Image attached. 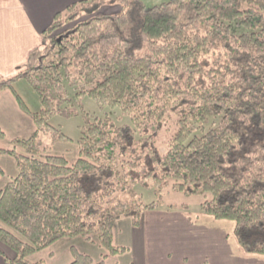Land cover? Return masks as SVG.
I'll use <instances>...</instances> for the list:
<instances>
[{"label": "trees", "instance_id": "trees-1", "mask_svg": "<svg viewBox=\"0 0 264 264\" xmlns=\"http://www.w3.org/2000/svg\"><path fill=\"white\" fill-rule=\"evenodd\" d=\"M104 5L119 11L97 13ZM42 35L48 43L36 64L0 78V92L11 90L35 126L13 141L25 154L0 148L18 171L0 189V242L13 253L0 256L44 264L30 257L77 236L124 254L113 244L114 223L138 226L143 212L160 209L168 187L201 195V213L234 222L239 246L264 255V0H166L149 8L139 0H79L55 13ZM22 78L40 100L36 112L14 88ZM84 95L117 107L131 124L91 117L80 107ZM78 108L86 122L78 157H40L39 132L65 138L48 119ZM169 119L175 132L160 145ZM137 185L158 199L144 203ZM70 253L68 264H105V256L94 262L75 247Z\"/></svg>", "mask_w": 264, "mask_h": 264}, {"label": "crops", "instance_id": "crops-1", "mask_svg": "<svg viewBox=\"0 0 264 264\" xmlns=\"http://www.w3.org/2000/svg\"><path fill=\"white\" fill-rule=\"evenodd\" d=\"M77 1L79 0H0V78H10L35 64L37 54L48 42L42 32L50 24L55 13ZM15 84L16 82L14 88ZM6 125L13 126L15 131L26 133L25 136L35 131L32 120L28 121L9 89L0 92V130L6 129ZM1 139V149H14L17 153L25 154L19 151L18 146H3ZM0 170L1 189L18 173L15 159L7 153L0 154ZM176 210L145 211L141 214L138 226H133L125 218L116 221L113 226V244L124 246L128 251L115 256L113 262L264 264V255L246 253L239 246L233 235L234 222L231 221L229 226H226L227 221H222L223 219L217 220L199 212L190 215L185 209L181 212ZM176 217L177 220L174 219ZM53 246L49 252V255L53 253L50 260L60 254L53 250ZM65 249L62 250L61 262L58 261L57 264H68L72 260L70 251ZM0 250L7 258L13 256L1 242ZM101 251L102 249L98 248V252ZM85 253L92 254L86 251ZM31 257L30 260L33 261V255ZM0 264L9 263L0 256Z\"/></svg>", "mask_w": 264, "mask_h": 264}, {"label": "rangeland", "instance_id": "rangeland-1", "mask_svg": "<svg viewBox=\"0 0 264 264\" xmlns=\"http://www.w3.org/2000/svg\"><path fill=\"white\" fill-rule=\"evenodd\" d=\"M139 1L146 8H149V7L158 5L161 2H164L166 0H139ZM118 11H119V6L117 5H104L99 8L97 13L112 15V14H116ZM84 19H86L85 15L81 16L77 20H84ZM72 24L73 23H70L56 32L59 33L60 31L64 29H69L72 26ZM242 31L243 29L241 28L237 30V32H242ZM15 90L20 95L23 102L27 106V109L30 112H36L40 110L41 108L40 100L25 78H22L18 80V82H16ZM67 91H68L69 97L73 98L74 101H76L77 98L74 94L75 91L72 88H69L68 86H67ZM80 104H81L80 107H82V109L85 112L91 115V117H97V118L109 117L117 125H123V124L130 125L131 124L129 116L121 114L120 110L117 107L110 108L108 106H104V107L98 106L97 103L87 95L80 97ZM77 107H78V103H76L75 105V108ZM22 111L23 113H25L28 121H31L32 119L30 115L28 114V112L25 110H22ZM48 123L51 127L57 130H60L65 135V138L63 137L61 139L54 140L51 134L53 131H50L47 133L39 132L38 137L40 139L39 141L41 142L39 156L43 157L47 154H52V155L59 154V155H63L69 162H73L78 157V147H79L78 139L81 137V132L83 131L84 126L86 124L85 119L83 118L82 113L80 112V109L78 108V111L76 114L72 116H68V117L61 116L59 114H54L48 119ZM5 128L6 129L4 130L1 129V132L3 133L1 143L3 146H6L7 148L14 145L13 141L15 139H23L26 137L28 138L29 135L31 136V134H27L28 136H25L26 133L15 131L13 126L11 125H6ZM175 129H176V126H175L173 119H169L168 121H166V123L164 124L162 128L161 134H160L161 135L159 139L160 145H162L163 142L169 140L172 137L173 133L175 132ZM207 129H208V126L205 127V130ZM18 149L20 152L21 151L25 152L23 148L20 146H18ZM136 191H138L141 194L142 200L144 203H150L158 199L157 195H155L154 193V190L151 188L144 189L140 185H137ZM160 200L162 201V206L160 207V210H163V211L168 210L167 206L172 204L174 206L176 205L177 207L176 212L183 211L184 210L183 206H185L184 211L188 212L190 215H193L198 212L201 213L199 205H200V202L203 200V197L201 195L187 196L181 192H173L168 187L162 191ZM121 219H124V218H121ZM125 219H128V218H125ZM174 219L177 220L178 217ZM128 220L130 221V219ZM222 221H227V224H225L226 226H229L228 223L231 222L228 220H222ZM161 225L164 226L165 224H161ZM53 245L59 246L62 249L55 248L56 246L54 247ZM52 246L54 247L53 250L58 251L60 254L59 255L57 254L55 256L56 258L50 260L53 257V253L49 255L50 249L52 250ZM70 247H75L80 252L82 251L91 252L92 254L90 256L92 257L94 262H97L98 260L100 261L102 256H105V261H104L105 264H117L116 262H113L114 261L113 258H115V256L109 255L104 249H102L101 252H98V248L101 249V247L98 246L97 248V244L94 241V238L91 237L90 240H87L81 236H77L73 238H62L56 241L55 243L45 248L44 250L35 253L33 255V261H37L40 259L43 260L42 258H44L46 260V261L43 260L44 264H53V263L57 264L58 261L61 262L60 257L63 254L62 250H66L65 248H67L70 251Z\"/></svg>", "mask_w": 264, "mask_h": 264}]
</instances>
